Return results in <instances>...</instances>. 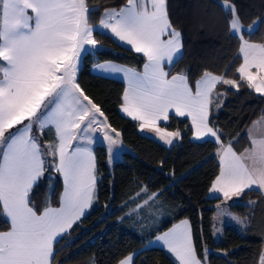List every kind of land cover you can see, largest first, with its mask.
Here are the masks:
<instances>
[{
    "label": "snow or ice",
    "instance_id": "obj_1",
    "mask_svg": "<svg viewBox=\"0 0 264 264\" xmlns=\"http://www.w3.org/2000/svg\"><path fill=\"white\" fill-rule=\"evenodd\" d=\"M220 7L229 14L225 17L228 27L240 41L243 62L235 69L238 79L207 70L198 79L192 78L190 69L175 75L165 71V66L174 67L182 58L184 48L183 33L169 17L168 0H126L119 9H105L96 30L112 35L122 46H132L146 62L143 71L112 61L96 63L93 71L123 74L127 88L122 111L166 144L180 136L179 131L158 126L159 121L168 120L170 109L178 116L191 117L195 139L219 141L220 169L210 194L220 193L227 202L253 186L264 189V133L256 137L249 129L250 146L241 152L233 140H220L224 133L211 119L226 98L218 85L238 90L243 84L264 95V43L244 38L242 31L251 34L254 29H242L231 0H220ZM94 10L87 0H0V215L9 223L7 230L0 231V264H54V245L70 234L96 197L93 133L104 132L110 159L113 145L120 143L101 105L78 82L82 54L103 50L88 22ZM53 128L58 143L44 144L42 134ZM48 168L61 174L64 188L59 207L40 209L32 194ZM141 191L147 193V187ZM161 195L162 191L149 194L148 200L126 215ZM225 214L232 215L221 209L220 215ZM233 218L244 225L239 217ZM156 240L163 242L179 264H206L208 249L201 260L187 220ZM118 264H133V255ZM259 264H264V249Z\"/></svg>",
    "mask_w": 264,
    "mask_h": 264
},
{
    "label": "trees",
    "instance_id": "obj_2",
    "mask_svg": "<svg viewBox=\"0 0 264 264\" xmlns=\"http://www.w3.org/2000/svg\"><path fill=\"white\" fill-rule=\"evenodd\" d=\"M240 21L245 26L256 24L243 36L264 43V0H231ZM91 9L89 23L97 24L106 8L119 9L126 0H87ZM168 12L173 27L182 31V58L170 73L191 70L198 79L203 70L226 74L238 79L235 69L243 62L239 54L240 41L231 33L225 19L228 13L220 7V0H168ZM103 50L88 52L83 57L78 82L95 103L101 105L109 124L121 134L126 146L121 159L112 167L107 164L108 152L104 144L95 146L96 197L92 209L73 226L70 234L54 245V264H118V260L136 253L133 264H178L163 248L148 246L159 233L181 219H188L197 255L206 264H259L264 247V195L259 189L245 190L239 199L230 203L236 212L246 216L240 230L227 225L222 241L212 235V216L216 202L209 190L219 173L216 151L219 141L193 138V128L187 118L171 115L162 124L168 130L179 129L181 139L171 147L139 130L138 123L120 112L125 83L122 80L93 73L96 61L111 60L141 69L142 54L120 45L111 35L93 32ZM226 93L222 107L212 113L215 127L222 130L221 141L233 140L238 150L249 141L247 130L264 111V95L257 94L243 84L238 90L219 86ZM35 134V129L33 130ZM44 144H56L54 128L42 134ZM236 145V144H235ZM51 174L52 179H48ZM142 186L148 192L142 193ZM59 173L48 168L32 199L42 209L58 207L63 193ZM163 192L157 200L126 215L149 199V194ZM139 194V195H138ZM250 202H254L251 203ZM123 218V219H121ZM9 227L0 215V231Z\"/></svg>",
    "mask_w": 264,
    "mask_h": 264
},
{
    "label": "crops",
    "instance_id": "obj_3",
    "mask_svg": "<svg viewBox=\"0 0 264 264\" xmlns=\"http://www.w3.org/2000/svg\"><path fill=\"white\" fill-rule=\"evenodd\" d=\"M106 9H116V8H106ZM102 18H105V17H104V11H103L102 16H101V19H102ZM101 19H100V20H101ZM88 22H89V21H88ZM99 22H100V21H99ZM99 22H98L97 24H94V25H92V24L89 23V25L93 27L94 31H96L97 27L99 26ZM94 31H93V32H94ZM111 36H112V35H111ZM112 37H113V36H112ZM114 39H115V38H114ZM115 40H116V39H115ZM116 41H117V40H116ZM98 43H99V42H98ZM118 43H119L120 45H122L120 42H118ZM99 45H101V44L99 43ZM85 47L87 48L88 46L86 45ZM124 47L129 48V49L135 51L134 48H132V46H130V45H125ZM90 51L93 52L91 49L89 50V52H90ZM84 55H85V54H82V59H81V65H80V68H81V66H82V62H83V57H84ZM181 55H182V54H181ZM105 61H111V60H105ZM105 61H96V62L93 64V66H94L96 63H103V62H105ZM112 62H115V63H117V64H119V65H122V66H124V67H126V68H129V69H134V70H136V71H143V66H142L141 69H138V68H135V67H132V66H128V65L121 64V63L116 62V61H112ZM145 62H146V58H145ZM143 65H144V64H143ZM93 66H92V71H93ZM165 71H169L168 66H165ZM93 73H95V72L93 71ZM95 74H97V73H95ZM171 74H172V75H175V74H177V73H171ZM97 75H101V74H97ZM102 76H107V77H111V78H116V79L122 80V81L125 83V89L127 88V83H126V80L123 78V74H108V75H102ZM121 105H122V104H121ZM120 112H121L124 116L129 117L126 113H124V112L122 111V107H121V106H120ZM171 115H176V114H174V109H170V110H169L168 117H170ZM176 116H178V115H176ZM262 116H264V111H263V113L261 114V116H260L259 118H257V119L254 121V122L259 121V123H255V124H254V122H253V123L250 125V127L248 128V130L251 129L252 133H253V132L258 133L256 136H260L262 133H264V120L261 119ZM179 117H181V116H179ZM129 118H131V117H129ZM182 118H187V119L190 121V123H191V117H190V116H185V117H182ZM131 119H132V118H131ZM133 120H134V119H133ZM168 120H169V118H168ZM168 120H167V121H168ZM135 121L138 123L139 130H140L142 133H144V134H146V135H149V136H152V137L156 138L157 140H159L162 144H164V145L167 146V147H171V146L175 145V144L178 143V142L180 141V139H181V131H180L179 129L168 130V129H166L164 126H162V124L166 123L167 121H163V120L159 121V122H158V126L161 127V128H163V129H166V130L169 131V132H176V131H179V132H180V136L177 137V138H174L172 145L166 144L164 141L160 140L154 132H151V131H149V130H147V129H141V128H140V122L137 121V120H135ZM107 122H108V120H107ZM108 123H109V122H108ZM191 126H192V128H193V132H194V126H193L192 124H191ZM248 130H247V134H248ZM253 134H254V133H253ZM254 135H255V134H254ZM103 137H104V133H103V131L100 130V129H98L95 133H93V136H92L93 143H92V145H91V148H92V151H93L94 157H95L94 148H95V146H97V145L99 144L100 139L103 138ZM248 137H249V136H248ZM193 138H194V136H193ZM194 139H195V138H194ZM207 139H212V140H213V138H211V137H208V138H205V139H195V140L203 141V140H207ZM73 146H76V141H73ZM249 146H250V137H249L248 144H247L244 148H247V147H249ZM244 148H243V149H244ZM243 149H242V150H238V149H237V151H238V152H241V151H243ZM95 165H96V162H95ZM211 187H212V186H211ZM253 188H258V189H260V190L264 193V189H261L258 185H257V186H253ZM210 189H211V188H210ZM209 192H210V190H209ZM210 197H211V198H222L223 196H222V194H220V193H214V195H212V196H210ZM94 200H95V199H94ZM93 204H94V202L92 203L91 207L86 211V213H88V212L92 209ZM59 206H60V205H59ZM59 206H58V207H59ZM86 213H85V214H86ZM184 220L189 221L188 219H181V220L175 222V223H174L171 227H169L168 229H166V230H164L163 232L159 233L157 236L163 234L164 232H167L169 229H172L174 226L180 224V222H181V221H184ZM190 227H191V224H190ZM191 233H192V229H191ZM157 236H155V237H154V238L148 243V246H151V247H160V248L165 249V250H166V251H167V252H168V253H169V254L175 259V261L179 264L178 259L175 257L174 254H172V253L169 252V250L167 249V247L163 245V242H162V241H157V240H156V237H157ZM263 249H264V247H263ZM131 255H133V260H134V258H135V256H136V253H133V254H131Z\"/></svg>",
    "mask_w": 264,
    "mask_h": 264
},
{
    "label": "rangeland",
    "instance_id": "obj_4",
    "mask_svg": "<svg viewBox=\"0 0 264 264\" xmlns=\"http://www.w3.org/2000/svg\"><path fill=\"white\" fill-rule=\"evenodd\" d=\"M255 25L256 24H252L251 26H245V25H243L242 23H241V26H242V29L244 28V27H250V28H253L254 29V27H255ZM243 32L244 31H242V35H243ZM245 39H248L249 40V42L250 43H254V44H262V43H260L259 41H256V40H251V39H249V38H247V37H244ZM239 46H240V44H239ZM253 71H256V69L255 68H253ZM111 128H113L112 126H111ZM113 129H115V128H113ZM116 130V133H118L119 135H118V137H116V136H114V138L115 139H118L119 141H120V143L119 144H117V145H113V151H112V157L113 158H111L110 159V154H109V152H108V148H107V145H108V142H107V140H105V139H103V138H101L100 139V141H99V144H104L105 146H106V149H107V152H108V157H107V164L110 166V167H112V165L114 164V162L115 161H117V160H119V159H121V157H122V152L126 149V146L124 145V143H123V141H122V139H121V134H120V132L117 130V129H115ZM104 133V132H103ZM254 134H255V136L258 134V133H256V132H253ZM111 134V133H110ZM256 137H258V136H256ZM98 144V145H99ZM236 144V145H235ZM233 146L236 148L237 146H238V144L237 143H235ZM172 145V144H171ZM236 150H237V148H236ZM216 154H217V151H216ZM218 156V155H217ZM218 159H219V156H218ZM220 162V161H219ZM256 189H258V188H256ZM260 190V189H259ZM261 191V190H260ZM262 192V191H261ZM263 193V192H262ZM212 195H214V193H211L210 194V192H209V196H212ZM231 202H233V203H239V202H245V200L244 201H241L240 199H239V197L237 198V197H234L232 200H229V201H227V202H225L224 200H223V197L221 198V199H219L215 204H216V210L214 211V213H213V216H212V235H213V239H214V241L215 242H219V241H222L223 240V238H224V231H225V227L227 226V225H230V226H233V227H236V228H238V229H240V230H242L244 227H245V223H246V216H243V215H241L240 213H238V212H236L235 210H233V208L230 206V203ZM246 203V202H245ZM219 205V207H217ZM221 209H227V212L228 213H231L232 215H227V214H225V215H220V210ZM233 217H239L240 218V220H242V221H244V225H241L237 220H235ZM216 229H220V231L219 232H216ZM215 232V235L213 234Z\"/></svg>",
    "mask_w": 264,
    "mask_h": 264
}]
</instances>
